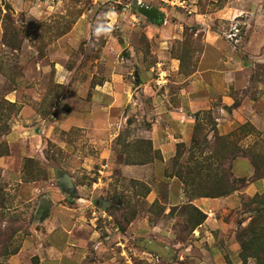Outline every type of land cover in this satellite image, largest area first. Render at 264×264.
<instances>
[{
	"label": "rangeland",
	"instance_id": "obj_1",
	"mask_svg": "<svg viewBox=\"0 0 264 264\" xmlns=\"http://www.w3.org/2000/svg\"><path fill=\"white\" fill-rule=\"evenodd\" d=\"M256 165L264 0H0V264H257Z\"/></svg>",
	"mask_w": 264,
	"mask_h": 264
},
{
	"label": "trees",
	"instance_id": "obj_2",
	"mask_svg": "<svg viewBox=\"0 0 264 264\" xmlns=\"http://www.w3.org/2000/svg\"><path fill=\"white\" fill-rule=\"evenodd\" d=\"M264 177V173L260 170V167L258 166V165H256V167H255V172H254V175H253V178H254V180H259V179H261V178H263ZM238 182H240V183H242V184H244V182L245 181H243V180H240V181H238ZM213 186L215 187V189L217 190V196H223L224 194H226V193H228V192H231V191H236L237 190V188L235 187V185L234 184H231V186L230 187H228V185H227V183H226V178L225 177H223L222 178V180L220 179V177L218 178L216 175H215V179H214V181H213ZM233 183H236V181H233ZM227 188V189H226ZM205 196H207V195H205ZM264 198V194H261L260 196H255L254 197V201L256 202V203H258L259 204V206H263L262 207V209H261V214L257 217V218H261V217H263L264 218V200H262V201H259L260 199H263ZM256 218V219H257ZM259 218V219H260ZM259 219H257V220H252V222H251V224H250V228H249V230L252 232L253 231V233H254V237L256 238V234H255V227L256 226H254L255 225V223L259 220ZM264 229V228H263ZM255 238L253 239V241L252 242H250V243H244L243 244V252L244 251H246V249H253V247H252V245H253V243L255 242ZM256 259H257V264H264V249H263V251H262V253H261V255L260 256H256L255 257Z\"/></svg>",
	"mask_w": 264,
	"mask_h": 264
},
{
	"label": "clouds",
	"instance_id": "obj_3",
	"mask_svg": "<svg viewBox=\"0 0 264 264\" xmlns=\"http://www.w3.org/2000/svg\"><path fill=\"white\" fill-rule=\"evenodd\" d=\"M118 13L115 9H109L102 14V17H98L96 23L93 26V35L96 39L101 37H109L115 30L117 23Z\"/></svg>",
	"mask_w": 264,
	"mask_h": 264
},
{
	"label": "water",
	"instance_id": "obj_4",
	"mask_svg": "<svg viewBox=\"0 0 264 264\" xmlns=\"http://www.w3.org/2000/svg\"><path fill=\"white\" fill-rule=\"evenodd\" d=\"M140 12L146 18H148L150 21H161L162 20L161 15L154 8H146V7H143V8H140Z\"/></svg>",
	"mask_w": 264,
	"mask_h": 264
}]
</instances>
